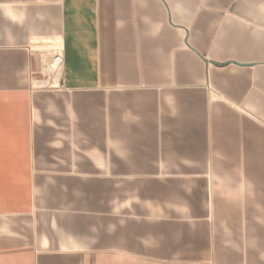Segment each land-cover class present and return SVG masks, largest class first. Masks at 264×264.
<instances>
[{
	"label": "crops",
	"instance_id": "1",
	"mask_svg": "<svg viewBox=\"0 0 264 264\" xmlns=\"http://www.w3.org/2000/svg\"><path fill=\"white\" fill-rule=\"evenodd\" d=\"M0 264H264V0H0Z\"/></svg>",
	"mask_w": 264,
	"mask_h": 264
}]
</instances>
